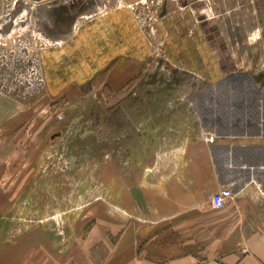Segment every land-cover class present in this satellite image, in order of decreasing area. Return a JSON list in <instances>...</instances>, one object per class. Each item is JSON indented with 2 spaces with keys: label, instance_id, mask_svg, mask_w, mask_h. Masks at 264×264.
Wrapping results in <instances>:
<instances>
[{
  "label": "crops",
  "instance_id": "obj_1",
  "mask_svg": "<svg viewBox=\"0 0 264 264\" xmlns=\"http://www.w3.org/2000/svg\"><path fill=\"white\" fill-rule=\"evenodd\" d=\"M135 1L0 0V6L16 8L36 39L51 41L54 85H87L115 95L113 151L118 159L125 148L141 155L122 161L126 180L114 171L111 207L102 199L96 221L78 237V255L95 242L107 253H83L73 264H264V112L242 118L243 130L216 132L203 124L195 91L181 95L176 82L146 77L151 45L127 8ZM180 1L184 11L171 1L162 9L165 51L176 67L200 72L202 66L215 77L216 50L195 13L199 2ZM153 84L167 95L153 94ZM204 104L210 106L208 97ZM255 123L260 128L252 129ZM211 134L213 142L207 141ZM156 145L157 157L146 159ZM131 166L141 169L134 177ZM223 187L233 195L216 209L213 195ZM51 241L39 228L14 246L16 257L48 248L55 262L66 264L56 260ZM154 248L161 256L151 253Z\"/></svg>",
  "mask_w": 264,
  "mask_h": 264
},
{
  "label": "rangeland",
  "instance_id": "obj_2",
  "mask_svg": "<svg viewBox=\"0 0 264 264\" xmlns=\"http://www.w3.org/2000/svg\"><path fill=\"white\" fill-rule=\"evenodd\" d=\"M139 1L129 4L128 9L134 11L132 6H137L136 13L145 16L152 27L146 77L150 74L152 79L176 82L182 91L179 93L189 96L197 88L207 89L205 79L224 78L223 73L231 74V70L237 73L234 78L262 79L263 83L258 84L264 96V74L258 76L264 70V55H257L252 44L259 31L245 41L248 49L239 37L241 33L232 37L228 33L229 39L224 41L219 31L215 62L219 69L225 65L228 68L220 69V76L214 77L204 72V67L200 72L176 67L165 51L167 42L158 24L162 9L166 1L174 3L179 11L186 6L180 0H154L148 6ZM200 3V8L195 6L194 10L202 29H207L216 15L220 20L230 15V9H223L216 0ZM235 22L229 24L231 28L242 29L243 23ZM50 42L36 39L13 5L0 6V264H62L54 261L48 248H29L23 259H17L14 246L39 228L51 238L60 255L56 260L73 264V257L83 253L89 257L105 255V248L95 246L99 242L78 255V237L96 221V214L103 209L102 199L111 207L114 171L126 180L129 169L126 165L123 168L122 161L141 158L139 152L129 153L128 148L121 150L119 159L113 151L115 95L109 90L102 95L87 85L65 90L54 85L50 78L54 69L47 55ZM230 74L226 77L232 79ZM154 85L158 84L151 87L153 94L167 95L166 88L159 93ZM158 148L147 153L146 159L156 158ZM140 171L131 166L130 174L134 177ZM161 252L159 248L151 249L155 257Z\"/></svg>",
  "mask_w": 264,
  "mask_h": 264
},
{
  "label": "flooded vegetation",
  "instance_id": "obj_3",
  "mask_svg": "<svg viewBox=\"0 0 264 264\" xmlns=\"http://www.w3.org/2000/svg\"><path fill=\"white\" fill-rule=\"evenodd\" d=\"M202 1H204V3H210V0H198L197 2L201 5L200 2ZM216 2L221 3L223 9L228 7L230 9V15L227 16L228 18L224 16L221 20L219 19L220 16L216 15L213 17V21L207 25V31L204 36L209 47L214 48L217 44L215 41L217 40L220 31L222 35L220 36L224 41L229 39L226 37V34L228 33L231 37L237 36L233 34L241 33L239 37L243 38L245 43L243 44L247 48L249 44L245 41L248 38H252L256 31H259L257 39L252 44L256 47L257 55L263 56L264 0H216ZM238 16L239 20L237 21L235 19H238ZM234 22L243 23L242 32L241 28H239L238 31H235L236 28H231L232 25L229 24ZM219 48L222 50L223 45H220ZM202 68L203 67L201 66L200 69ZM227 68V65H225L224 69ZM220 69L224 71L222 66ZM230 72L231 74H229L230 77H233L232 79L227 78V75L229 74L226 75L224 73V78L221 79H205V82L209 84L208 88L201 89L200 87L194 92V95L198 99L197 106L200 109V113L203 114V124L216 130V132L243 130L247 127H245V124L241 121L242 118L247 116L250 118H256L264 112V96L262 90H260L261 85L258 84H262L263 80L246 79L243 77L234 78L237 76V73L231 70ZM261 72L263 73H261V75L258 74L259 77L264 74V70ZM206 97L210 100V106H208V108L204 104V99ZM207 114L210 116L208 117ZM251 128L258 129L260 128V124L255 123Z\"/></svg>",
  "mask_w": 264,
  "mask_h": 264
},
{
  "label": "built area",
  "instance_id": "obj_4",
  "mask_svg": "<svg viewBox=\"0 0 264 264\" xmlns=\"http://www.w3.org/2000/svg\"><path fill=\"white\" fill-rule=\"evenodd\" d=\"M151 1L154 0H140L139 2H142V4H146L148 6V4H150ZM137 3V2H136ZM135 3V4H136ZM152 3V2H151ZM131 4V3H130ZM130 8V5L127 4V8ZM131 12L133 13L135 20L138 21L139 24V28L141 29V31L143 32L144 36L147 39L148 44H151V36H152V27H150V21H148V19L144 16V17H140L139 16V12L136 13V10L138 9L137 6L133 7L132 6ZM149 15V13H148ZM151 18V16H150ZM215 139V136L213 134L208 135L207 137V141L213 142ZM233 195L232 190L229 187H223L220 190H218L217 192L214 193L213 195V207L216 209H220L224 206L225 202L230 199Z\"/></svg>",
  "mask_w": 264,
  "mask_h": 264
}]
</instances>
